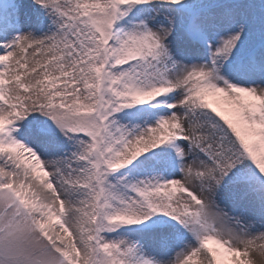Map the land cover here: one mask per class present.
<instances>
[{
	"label": "snow or ice",
	"instance_id": "snow-or-ice-1",
	"mask_svg": "<svg viewBox=\"0 0 264 264\" xmlns=\"http://www.w3.org/2000/svg\"><path fill=\"white\" fill-rule=\"evenodd\" d=\"M264 0H0V264H253Z\"/></svg>",
	"mask_w": 264,
	"mask_h": 264
},
{
	"label": "rangeland",
	"instance_id": "rangeland-1",
	"mask_svg": "<svg viewBox=\"0 0 264 264\" xmlns=\"http://www.w3.org/2000/svg\"><path fill=\"white\" fill-rule=\"evenodd\" d=\"M18 2H22L25 4L30 3V0H18ZM253 256V264H264V251H258L252 253Z\"/></svg>",
	"mask_w": 264,
	"mask_h": 264
}]
</instances>
